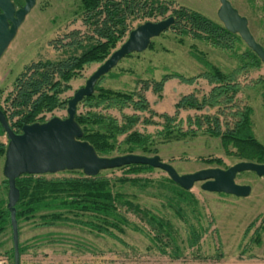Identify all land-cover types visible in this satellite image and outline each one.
I'll return each instance as SVG.
<instances>
[{
  "label": "rangeland",
  "instance_id": "1",
  "mask_svg": "<svg viewBox=\"0 0 264 264\" xmlns=\"http://www.w3.org/2000/svg\"><path fill=\"white\" fill-rule=\"evenodd\" d=\"M15 1V0H13ZM22 1V2H21ZM14 2L16 7L24 5L25 0ZM164 5H171L170 12L165 16L140 17L131 19L130 28L137 29L147 23H157L174 16L173 12L181 8L194 11L222 24L218 11L220 0H148ZM239 14L248 20L249 29L255 40L264 47V0H228ZM81 0H39L18 31V36L12 42L0 62V107L8 109L6 102L13 91L16 79L33 63L40 61H63L72 56H79L84 50L70 46L61 47L69 41L63 40L73 31L80 34L77 37L83 45L89 43L93 32L83 23ZM119 44V49L128 39ZM184 38V39H183ZM180 39L184 43H180ZM65 43V44H64ZM116 49V50H117ZM240 54L247 51L248 46L239 44ZM115 50V51H116ZM192 51L201 53L206 60L222 69L232 72L239 67V62L232 52L223 51L213 45L195 39L192 36L183 37L176 29H169L160 37L154 38L151 46L143 53H134L123 59L100 82V86L115 91L135 92L143 90L148 85L159 83L164 76L178 73L185 77H196L205 71V67L195 60ZM103 64V63H102ZM102 64L85 67L82 78L71 82L72 90L63 98L71 99L75 93L86 86L90 77ZM199 81V80H198ZM241 92L238 100L254 110L253 127L256 138L264 145V65L260 69H250L238 77ZM199 86V84L197 85ZM212 87L200 85L197 96L202 99L209 94ZM146 97L152 109L158 114H170L169 108H161V94L150 89ZM85 109L79 107V113ZM218 109L206 108L202 112L194 110L181 111L180 119L185 122L189 117L216 115ZM133 115L132 110L125 111ZM171 112L170 115H174ZM111 115L121 120V114L116 111ZM149 117L147 114H140ZM65 119L67 110H56L46 114L45 122L54 118ZM154 120L160 126H144L137 128L142 133L157 135L162 131L163 120ZM0 127V143L9 144L7 134ZM123 138L120 139L122 141ZM152 150L158 151L163 162L172 165L179 175L194 174L206 169L227 170L238 163L244 162L239 157V151L233 145L224 146L220 138L212 137L205 125L197 137L180 142L163 143L156 139ZM154 157V155H148ZM117 157V156H116ZM212 161V163H208ZM217 161H221L218 163ZM5 157L0 158V207L8 202V186L4 174ZM82 171H65L58 174H48V178H63L79 176ZM103 176L116 183L117 179L128 177L140 179L136 184L126 185L116 183V190L134 196L136 202L144 209L170 220L177 231V256L168 248V255L163 254L148 234V226L140 222L133 214H127L131 223L139 226L136 231L133 226L124 227L125 232L112 229L115 236L99 233L80 222L57 223L44 226L40 216L34 220L20 221V243L27 248L21 256V264H264V177L256 173L238 174L236 183L248 185L252 193L247 198L232 195L206 192L202 189L203 182L196 183L191 191L182 192L170 182L168 174L160 169L146 170L139 175H128L127 169L106 170ZM74 219V217L69 216ZM76 219V218H75ZM77 221H95L89 215L80 216ZM256 222L250 229V225ZM195 227L201 235V241L196 247H190L192 228ZM146 230V232H143ZM11 226L0 235V264H14L13 234Z\"/></svg>",
  "mask_w": 264,
  "mask_h": 264
},
{
  "label": "trees",
  "instance_id": "2",
  "mask_svg": "<svg viewBox=\"0 0 264 264\" xmlns=\"http://www.w3.org/2000/svg\"><path fill=\"white\" fill-rule=\"evenodd\" d=\"M81 4L83 23L93 32V36L88 38L89 43L85 46L82 41L77 40L80 33L73 31L65 36L63 40L69 42L61 47L82 49L83 53L63 61L33 63L16 79L13 91L6 99L9 108L0 107L18 134L27 125L45 123L46 114L69 108L70 99H64L63 96L72 90L71 82L82 78L85 67L102 64L113 54L119 44L133 31L129 23L131 19L152 18L157 14L165 17L171 9L170 4L164 5L148 0H81ZM173 14L171 17H174L176 22L171 29L178 30L183 37L192 36L215 48L234 53L239 67L232 72L226 71L206 60L201 53L192 51L193 58L205 67V71L196 77L188 78L178 73L168 74L159 83L135 92L103 88L100 86V82L105 78L103 77L96 87L95 94L85 98L80 104L85 110L82 113L78 112L76 119L83 130L82 140L90 143L101 157L112 158L130 154L157 156L158 151L152 150L156 139H161L163 143H172L195 138L207 125V132L212 137L220 138L227 148L230 145L236 147L239 151L238 156L243 160L264 165V145L256 138L253 127L254 110L247 104L242 107L243 100H238L242 88L238 82L239 75L245 70L260 69L263 65L261 59L249 47L245 53L240 54L239 44L244 41L238 34L229 32L222 24H217L186 8L175 10ZM183 39H180L181 44L184 43ZM172 79H178L188 85H194L198 80L204 79L212 89L202 99L196 94L184 96L177 103L174 115L158 114L152 109L146 93L152 89L156 94H161L166 82ZM206 108L218 109L217 114L189 117L186 121L188 126L186 130L185 122L180 119L181 111L202 112ZM126 110H132L134 114L129 115ZM112 111L121 114V120L111 115ZM140 114H147L149 117L144 118ZM156 117L163 120L161 125L163 129L157 135L142 133L137 128L140 124L160 126L154 120ZM1 129L6 134L3 127ZM7 148L8 145L0 143V158H6ZM121 169H127L128 175H139L152 168L130 165ZM138 182L140 179L128 177L116 181L123 185ZM170 182L175 184L172 180ZM116 183L102 174L87 177L81 173L79 176L63 178L23 175L16 181L21 197L16 206L18 222L34 220L41 212L47 211L49 213L40 216L44 226L75 221L99 233L119 239L112 229L124 234V227L133 226L127 214H133L148 226L149 236H152L158 247L161 246L159 250L163 254L168 255V248L173 247L172 253L177 256L180 248L174 224L144 209L136 202L134 196L116 190ZM6 184L8 185V180ZM177 187L185 192L180 186ZM8 209V202L0 207V235L11 226L12 220ZM86 214L95 221H77V218ZM255 224L256 222L252 223L248 231ZM133 228L141 231L139 226L134 225ZM142 231L146 232L143 229ZM192 231L190 247H196L201 241V235L195 227ZM26 252L27 248L20 246L21 255Z\"/></svg>",
  "mask_w": 264,
  "mask_h": 264
},
{
  "label": "water",
  "instance_id": "3",
  "mask_svg": "<svg viewBox=\"0 0 264 264\" xmlns=\"http://www.w3.org/2000/svg\"><path fill=\"white\" fill-rule=\"evenodd\" d=\"M25 5L17 9L13 0H0V62L18 36V31L27 16L39 0H25ZM221 7L218 17L222 25L231 33L238 34L244 43L255 52L264 65V47L254 38L249 29L248 20L241 16L228 0H220ZM176 20L147 22L133 30L127 41L99 67L90 77L86 86L75 93L68 102V117L54 118L43 124L36 123L23 127L16 133L11 127L5 113L0 108V125L3 127L9 144L6 152L4 174L8 180V210L10 212L13 234L14 264H21L20 227L17 219V204L20 191L16 184L23 175H48L65 171H82L87 177H97L103 171L119 169L130 165H144L160 169L182 189L191 191L196 183L203 182L202 189L206 192L232 195L247 198L252 193L248 185L236 183L238 174L256 173L264 177V165L253 162H241L227 169H206L194 174L181 176L175 168L154 157L130 154L117 157H101L95 148L82 140L83 130L77 122L79 105L85 98L95 94L100 80L107 76L126 57L134 53H143L149 49L154 38L168 31Z\"/></svg>",
  "mask_w": 264,
  "mask_h": 264
},
{
  "label": "crops",
  "instance_id": "4",
  "mask_svg": "<svg viewBox=\"0 0 264 264\" xmlns=\"http://www.w3.org/2000/svg\"><path fill=\"white\" fill-rule=\"evenodd\" d=\"M198 84H199V86L200 85H203V86L206 85L208 87H211L209 85L208 81H206L204 79H200L194 85L185 84L178 79L169 80L168 82H166V84L164 86V90L161 93L162 99H160V105L159 106L161 108H164L166 106V108H169V109L171 107V110L168 112L170 114H171V112H175V107H176L177 103L184 96H187L190 94H197V89L199 87V86H197Z\"/></svg>",
  "mask_w": 264,
  "mask_h": 264
},
{
  "label": "flooded vegetation",
  "instance_id": "5",
  "mask_svg": "<svg viewBox=\"0 0 264 264\" xmlns=\"http://www.w3.org/2000/svg\"><path fill=\"white\" fill-rule=\"evenodd\" d=\"M24 5H25V3H24ZM24 5H23V6H24ZM23 6H22V7H23ZM20 8H21V7H18L17 9H20Z\"/></svg>",
  "mask_w": 264,
  "mask_h": 264
}]
</instances>
